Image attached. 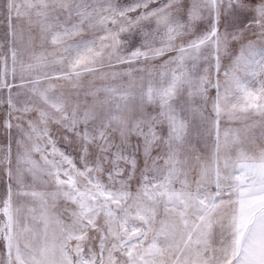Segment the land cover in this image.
Returning a JSON list of instances; mask_svg holds the SVG:
<instances>
[{
	"label": "snow or ice",
	"instance_id": "obj_1",
	"mask_svg": "<svg viewBox=\"0 0 264 264\" xmlns=\"http://www.w3.org/2000/svg\"><path fill=\"white\" fill-rule=\"evenodd\" d=\"M0 264H264V0H0Z\"/></svg>",
	"mask_w": 264,
	"mask_h": 264
}]
</instances>
